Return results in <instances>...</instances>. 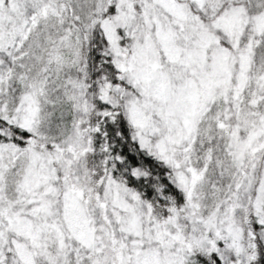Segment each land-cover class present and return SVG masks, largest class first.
<instances>
[{"label":"snow or ice","instance_id":"snow-or-ice-1","mask_svg":"<svg viewBox=\"0 0 264 264\" xmlns=\"http://www.w3.org/2000/svg\"><path fill=\"white\" fill-rule=\"evenodd\" d=\"M0 264H264V0H0Z\"/></svg>","mask_w":264,"mask_h":264}]
</instances>
